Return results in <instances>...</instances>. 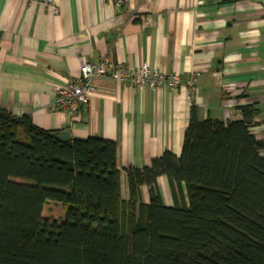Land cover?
<instances>
[{"label":"crops","instance_id":"1","mask_svg":"<svg viewBox=\"0 0 264 264\" xmlns=\"http://www.w3.org/2000/svg\"><path fill=\"white\" fill-rule=\"evenodd\" d=\"M117 1L0 0V107L65 141H114L124 198L127 169L181 154L193 105L200 119L224 123L242 120L247 108L251 132L264 141V0ZM106 56L178 74L181 83L138 89L103 76L77 116L57 108L58 88L83 58ZM157 182L165 205L188 203L184 184L174 190L165 175ZM140 193L149 202V187Z\"/></svg>","mask_w":264,"mask_h":264},{"label":"trees","instance_id":"2","mask_svg":"<svg viewBox=\"0 0 264 264\" xmlns=\"http://www.w3.org/2000/svg\"><path fill=\"white\" fill-rule=\"evenodd\" d=\"M243 115L193 105L181 154L127 169L124 198L114 141H65L0 107V264H264V141ZM162 175L187 204L165 205Z\"/></svg>","mask_w":264,"mask_h":264},{"label":"built area","instance_id":"3","mask_svg":"<svg viewBox=\"0 0 264 264\" xmlns=\"http://www.w3.org/2000/svg\"><path fill=\"white\" fill-rule=\"evenodd\" d=\"M42 2L54 5V0H42ZM122 2L123 0L117 1L119 5ZM103 76H109L118 82H130L138 89L144 87L159 89L167 85L173 90L181 83L178 74L167 75L161 70L150 68L146 63L140 66L122 67L113 63L108 56L97 62L83 58L79 73L72 76L65 86L58 88L56 107L69 112L72 116H77L82 106L96 93V80ZM195 83L196 77L192 76L187 83L191 91L195 89Z\"/></svg>","mask_w":264,"mask_h":264}]
</instances>
